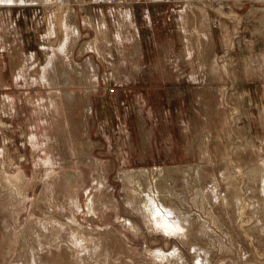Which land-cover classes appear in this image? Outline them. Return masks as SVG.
Masks as SVG:
<instances>
[{"label": "rangeland", "instance_id": "rangeland-1", "mask_svg": "<svg viewBox=\"0 0 264 264\" xmlns=\"http://www.w3.org/2000/svg\"><path fill=\"white\" fill-rule=\"evenodd\" d=\"M31 1L0 3V264H264V0ZM158 172L205 236L152 226Z\"/></svg>", "mask_w": 264, "mask_h": 264}, {"label": "bare ground", "instance_id": "bare-ground-1", "mask_svg": "<svg viewBox=\"0 0 264 264\" xmlns=\"http://www.w3.org/2000/svg\"><path fill=\"white\" fill-rule=\"evenodd\" d=\"M8 2H6L5 0H0V3L3 5V6H11V5H19V6H23V5H27L28 3H32V2H35V1H30V0H18L16 3H13L12 1H9L7 0ZM48 3H51V0H47ZM153 2V1H152ZM159 2V1H158ZM58 5L57 6H61L59 3H57ZM188 18V17H187ZM66 17H64L63 19H61V24H59V27L62 28V32L64 34V40H63V43L60 44V46L58 47V49L53 52L54 55L56 56H66L67 53L69 51H67V44H66V40H68V35L69 34H73L75 39L78 37V30L76 27H72L73 29L70 28V26H68L67 22H66ZM205 21V20H204ZM50 23V22H49ZM51 30H50V36H53L54 35V29L56 28L54 23L51 24ZM206 25V23H205ZM194 31V30H193ZM49 34V33H48ZM73 39V37H72ZM190 40V39H189ZM205 40V39H203ZM187 53L188 54H191V47L189 44H187ZM68 66V65H67ZM78 67V66H77ZM51 72L48 76L49 79H47V82H48V86H51L52 88L54 87H57V84L60 83L61 85L65 83V81H67V79H69V74H70V67H65L63 65H59L57 66L56 68H52L50 69ZM83 75V74H82ZM92 76V75H91ZM71 78V77H70ZM83 79V78H82ZM42 80V79H41ZM71 80V79H70ZM79 80L80 82L82 81L81 80V76L77 79ZM74 81V80H72ZM71 81V82H72ZM89 89V88H88ZM63 92V91H62ZM68 92V91H67ZM62 95H65L66 96V99L68 96L71 97L72 101L74 102L76 100L75 97H77L76 95H74V93L72 92H68V93H61ZM61 95V96H62ZM57 97L56 93L55 92H52L50 95H49V104L53 107V109L55 111L58 110V102L56 101L55 103V98ZM65 99V100H66ZM71 99H67V101L70 103ZM71 105V104H69ZM179 172V171H178ZM138 173V172H137ZM172 173V172H171ZM155 174V173H154ZM199 174L201 175V171H200V168L196 169L195 171V175L197 178L200 179V176ZM155 178H154V181H155V184L158 185V190L156 191L157 194H159L161 196V199L159 200V205L158 206H154L153 203L151 202L152 201V198L150 197V189L152 187H150L149 184V181L148 179L145 177L144 179H142L141 182L138 183V190L140 189V191L142 190H146L147 192V204H146V207H147V211H149L148 213V216L150 214L149 217H151V223H152V226L157 230L159 231L161 234L163 235H166L167 236H179L181 238H192V239H198L200 238V236H205L207 234V231H203V230H198V231H194L193 230V227L195 225L196 222H194L189 216L185 215L181 209V207L179 205L181 204H176L173 200H174V197L173 195L175 194H172V192H170V182H171V177H169L171 174L167 175L164 174L163 172H158L155 174ZM69 176V175H68ZM183 178H185L183 176ZM71 179L72 177L69 176L68 178H65V181L67 183V185L70 187L71 185ZM153 180V179H152ZM153 181V182H154ZM196 181V180H195ZM129 182V181H128ZM132 182V181H131ZM151 182V181H150ZM188 185V182L185 181ZM143 185H142V184ZM152 185V184H151ZM133 186V185H132ZM142 189H141V187ZM172 186V185H171ZM134 189V188H133ZM204 191V190H203ZM202 189L201 188H197L196 189V194H197V197H199L200 201H201V204L202 206H207V195H205L203 193ZM137 193V192H136ZM170 194L171 196V200L169 199H165L166 198V194ZM143 195V194H141ZM146 195V194H144ZM140 196V195H139ZM169 196V197H170ZM176 196V195H174ZM143 197V196H142ZM177 197V196H176ZM158 199V198H157ZM156 199V200H157ZM145 200V199H144ZM155 200V201H156ZM194 203L196 204L197 203V199H193ZM102 201V200H101ZM178 201L180 202V200L178 199ZM146 202V201H145ZM181 203V202H180ZM93 204V203H92ZM198 205V204H197ZM196 207V206H195ZM145 208V207H144ZM147 214V213H146ZM150 223V224H151ZM204 224V223H203ZM201 228V227H200ZM44 229V228H43ZM41 231V230H40ZM47 233V231H46ZM43 234V233H42ZM36 236H37V241L36 242H39V244L42 242L40 237H42L38 232L36 233ZM209 236V235H207ZM210 237V236H209ZM44 238V237H43ZM217 240V239H216ZM200 242V241H199ZM219 242V241H218ZM230 242V240H229ZM221 244V249H223V251L225 252H228L229 249L225 247L224 243L221 241L219 242ZM103 249V248H102ZM220 249V250H221ZM197 250L198 249H191V252L193 254H196L197 256ZM223 252V253H224ZM34 256V255H33ZM201 257V255H199ZM198 256V257H199ZM33 258V257H32ZM164 258L165 259H169L172 261V263L174 264H186L185 262V259L180 256L178 253L176 252H173V253H169V255H164ZM196 260L198 261L199 264H202L203 261H201V259L199 258H196ZM33 264H45L44 263V260H42V258L40 256H37L36 258L34 257V260H33Z\"/></svg>", "mask_w": 264, "mask_h": 264}, {"label": "crops", "instance_id": "crops-1", "mask_svg": "<svg viewBox=\"0 0 264 264\" xmlns=\"http://www.w3.org/2000/svg\"><path fill=\"white\" fill-rule=\"evenodd\" d=\"M6 2H8L7 0H5ZM9 1H12L13 3H16L18 0H9ZM31 1V0H30ZM31 4H33V3H31ZM31 4H27L28 6L30 5L31 6ZM27 5H25V6H27ZM13 5H11V6H9V7H12ZM14 6H18V7H22V6H19V5H14ZM8 7V6H7Z\"/></svg>", "mask_w": 264, "mask_h": 264}]
</instances>
